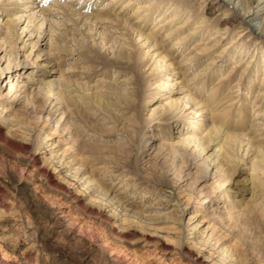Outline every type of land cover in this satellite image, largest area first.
<instances>
[{
	"label": "rangeland",
	"instance_id": "rangeland-1",
	"mask_svg": "<svg viewBox=\"0 0 264 264\" xmlns=\"http://www.w3.org/2000/svg\"><path fill=\"white\" fill-rule=\"evenodd\" d=\"M71 1L72 0H69V2ZM126 1L127 0H124L125 3ZM180 1H182L181 3H183V5L190 10L191 14L193 13V17H191L189 22L187 23L189 24L193 19L202 17V19L198 21H203L201 22V24L203 23L204 25L201 28H197V24L184 25L180 28V32L184 31L185 28H189L190 33L187 30L186 32H184L185 34L189 33L193 36V34L195 33L194 35L201 34V36L199 37L200 43H198L199 46L197 48L193 46L194 44H187L185 50H182L183 54L179 51L175 52L176 54L177 52H179L180 55L182 54L180 57L177 56L178 58H176V62L180 63L179 67L181 65L180 68H182V64H184L185 66L191 65L192 62L195 61V58L197 56L195 54L199 52L200 48H208L212 44H216L217 47H215V49H217V52H220V50L224 48L233 46L232 41L239 42V44L242 45L241 52L244 51L245 53L241 54L238 57V55L240 54V52L238 51L239 49L231 48L227 55L229 56L231 52L233 53H231L229 58L227 59L229 61H226L225 63L227 66L222 67L221 73L213 77L212 80H216L219 76L221 77L222 75L228 76L227 78L232 79H234L235 77V81L232 83V85L237 84V89L235 88L233 90L234 93H231V95L234 97L236 96V100H240V96H242L241 94L243 92L246 93V91H243L239 88L244 76L243 74H245V69L249 70L253 65V68L251 69L252 71L254 69V66L258 64L259 60H264V58L260 57L263 53H261V51L264 50V41L259 38L253 39L256 36L254 34L250 36H248V34L238 36L237 34L239 33L236 32L238 31V27H234L228 32L227 44L223 42V36H221L220 38L218 37L220 36V32L216 34L217 36L213 35L214 38L211 37V39H209L207 32L205 33V30H203L202 28L206 27L207 29H210L211 27L216 30L218 28L219 22H221L222 18L225 16V13L222 12V8L227 9L228 11L229 9L226 8V6H223L224 4L222 5V3H218V0H206V2H204V0ZM103 2H107V0H103ZM131 3L134 4L133 1H131ZM51 4L52 2L50 1V3L45 7L49 8ZM52 9L54 10L56 8L53 6ZM128 10L129 7H127L124 14ZM164 10L165 8H163V11ZM169 12L170 11L166 12V14L169 15ZM157 15L158 13H155L153 15V22L151 21V23H149V26L150 24L157 23L159 21L158 18L155 20L156 22L154 21V17ZM2 17L3 19H6L5 15H2ZM218 18H220V20ZM39 19L41 18L39 17L35 22H38ZM182 19L184 20L185 17H183ZM51 20L56 21V23H52L53 25L51 28V36L53 38H50L49 41L51 48L53 47L54 49L53 55H55V57H57V55L61 57L68 51V53L72 52V54L77 56L79 61H81V65L80 63H75L73 65V68H70V63H72L71 61H69L68 63H60V69H66L68 71H66V73L64 74V78H61L63 81V88L62 86L61 88H59L61 89V92H59V94L61 93L62 96H57V91L54 92V95L53 93H46V91L44 94V90L42 91L39 89L40 87H42L40 86V84L33 86V88L30 89L27 93L21 95L18 99L19 101H16L14 97L13 100L15 101H12V97L10 98V95H8L12 93H10L9 91V83L12 81L15 83L16 80L18 81L17 77L20 75L19 73H23V75L24 73H29L30 68H32L31 66H33L31 60L33 61L34 59H36L34 58V53L38 52L37 48L43 49L42 45H38L35 47V50H32V57L30 55L26 59L25 62L27 64H24V69L20 70L21 72H15L14 74L10 75V77L6 78L7 73L2 71L5 69L7 62L9 61V56H6V62H0V73H3L0 78V109L2 107H8V119L16 120L15 124H18L19 122L20 124H18V126H20V132H25L24 134L22 132L20 134H23V136L26 138L28 137L27 133L30 134L31 136H29V138L32 141L29 149H9V147L4 149L0 146V207L3 206L2 209H0V215H10V217L15 220L14 222L17 224V227L10 226V228L6 229L7 231L4 230L0 232V264H64V262H73V264H105L107 259L103 255H110L112 259L114 258L117 261V264H174L176 261H178L180 264H183L184 262L187 263L188 261V259L185 258L184 255V247L186 245L187 238L191 236L189 235V225L191 223H188V220H193V224L197 223V225L195 226H197L196 231L198 230L200 232L199 239L209 238L210 240H212L211 243H215L216 246H220V248L225 249L227 253H231V255H233L232 260H235L233 262L236 263V261H238L237 264H264V162L260 161V159L263 160L264 158V150L261 149V147L264 149V121H256L257 123H262L261 128L263 129L260 132L261 135L259 136V138H262V142H260V144L256 143L257 146H261L258 148V151L260 150V155L262 158L259 157L260 159H256L255 155L251 157H249L250 155L245 156L242 150H239L238 152V150H235L236 148H233L234 150L232 149V153L230 152L231 155L229 157V167L228 165L226 167L232 171L233 169L235 171L238 167L245 169L239 176H234L232 173L230 175V181L232 177V182L234 180L235 183L238 182L237 187L241 185L239 181H241V179L243 178L249 180V182H252H250L251 184L247 182V185L250 184L247 187L251 188V190L244 193L242 197L243 199L241 203V210L235 209L232 203L229 204L228 201H226L228 200L226 188L230 186L228 182H225L227 176L226 172L224 173L223 171L222 174L215 173V169H213L212 166H210L206 170V164L208 160L212 159L211 157L208 158V156L213 151L206 149L201 154H199V147L197 148V150L193 149L194 146L198 145L199 143H204L203 140H205L206 138L207 131H210L209 129L212 128L210 124L208 125L209 122L206 121L208 120L209 116L201 117L197 113H195L196 116L193 115V117L195 116L194 118L197 119V121H200L202 119L199 127H197L201 130L197 135L192 134L190 131L189 132L191 134H187L186 131H184L185 135L180 137L181 140L186 136L193 137V140H196V142L193 141L194 143L191 142V144L188 146L180 144V139H177V137H175L174 139L172 138V140H169L165 137L163 140L162 137L159 136L157 137V140H151L154 139L153 135H156L160 129L163 131L164 129H166V126L164 124H160L158 126L156 120L157 115L155 113H153L152 115V110L155 107H161V110L163 111L164 109L173 110L171 108L176 109L177 105L179 106V104L181 106L185 105L184 102L186 101V98L184 96V92L179 94L175 93V91L180 88V83L175 84V87L170 89V93H167L169 89V87H167V83H169V81L166 80H171L172 78H178L176 79L178 82L182 80V77L178 73H176V77L169 74V76H167L168 78H166V74H168L170 71H182L174 69L178 66V64L177 66L172 65V67H167V69L163 68L162 63H165L167 59H162L163 54H161L160 52H158V54L160 55L157 56V54H155L154 57L149 58V56L152 54L153 48H151L149 50V56L146 57L144 61H142V63H146V65L143 67L139 62L140 64H138L137 69H135L134 71V73H136L137 75L139 73L141 74L138 75L141 77V79L144 75V78L142 80L144 84L146 82V87L143 90L142 95L137 96L134 91H131L134 89H132L130 84H127L129 81H131L129 80V78L132 77V73L130 72L129 74H127V72H125L122 75L120 74L121 72L115 73L113 71L115 69L107 66L108 64L117 61L118 63L123 62L127 64L126 61L128 60L126 59L128 58L126 57V55L122 56V52H120L122 51V46H120L119 44H121L122 41L118 39H115L116 41L113 39L109 40V38H107L105 35L99 34V36L102 35V37H99L97 35V39L94 42L96 46L93 45L94 52L90 53L87 52L86 48L84 47V44L86 45V42L84 41V39L81 40L82 36L68 34L69 36L65 35L63 37L64 39L62 38V41L61 39L58 40L57 36L60 35V31H63L62 33H64V29H67V33L71 32L70 23L68 22L66 23L68 25L61 27L59 25L61 18H51ZM49 22L50 21L45 22V24L43 25V30L50 29L51 24ZM26 24L27 20L19 25V28H17V33L20 34L22 32V27H24ZM174 24L175 21L170 23L169 25L173 27ZM152 26H150L149 29L148 27L143 26V31H146L148 33ZM2 27H0V29L6 31L5 28L3 29ZM56 27L58 29H56ZM173 29H175V27H173ZM26 32L27 31L24 30V32L22 33L23 35L21 41H25L28 45L30 41H34L35 38L34 34L29 38ZM27 36L28 38H26ZM129 36L130 39L122 38L126 41L125 46L129 48L130 52L128 53L132 52L135 58L137 57L138 61H141L144 52L147 50V48L144 47L146 45L141 46V44L144 42L142 39L144 38L142 37L138 39L136 35L133 36L131 34H129ZM115 37L120 38L122 36L118 37V34H116L114 38ZM103 41L106 42L104 43V45H102ZM98 42L100 45L98 44ZM174 42L175 41H172V43ZM116 43H118V47H116ZM42 44H44V42ZM101 45L103 46V48ZM10 46H17L18 48H20L21 43L18 42L17 44L10 41L9 44L5 45V47L2 49L3 53L6 50H10ZM96 47L97 51H95ZM111 47H113L115 50H113ZM26 49L27 52L25 53V55L28 54L31 50L30 47H26ZM48 49L50 48H47L45 52H47ZM109 50L111 52H114V54ZM192 50H195L196 53H194ZM124 51L125 48H123V52ZM3 53L0 54V57L3 55ZM18 53L20 54V52ZM38 53L40 57L34 61L35 63H40L41 59H44L45 57L44 52L40 51ZM256 54L257 61H254ZM101 55H104V57H102ZM88 56H92V58ZM112 56L114 58H112ZM191 57H193L194 60L193 58L191 59ZM18 58V61H20V59H23L22 56H18ZM123 58L125 59V62L122 60ZM111 59L114 60L112 61ZM105 60H107V65L105 64ZM157 61H159V63ZM155 62H157L158 65ZM209 62L202 61V63L197 66L198 69L196 67L194 70L186 71L182 74L188 72L185 77L187 80L191 81V84L193 82V78H195V76H197L199 72H204V74H206L205 71L202 70L206 66H208L207 64H209ZM168 63L169 62H167V64ZM260 63L261 62H259V64ZM153 64L156 66H154ZM49 66L50 65H47V67L44 68L46 70H49ZM159 67H162V70ZM150 68L153 69L151 70ZM93 70L99 71L98 74L106 73L107 75L98 76L97 74H95L92 79H89L88 77L91 75ZM149 71L155 75L151 73L149 75ZM155 71H157V73H155ZM261 76L262 75H260V77ZM36 78L40 79L38 76ZM58 78L59 74H57V78H54V80H58ZM104 83L106 85V88ZM112 83L114 84L113 88L117 86V89H112ZM151 83L153 84L151 85ZM155 84L161 85L155 86ZM255 84L256 88L259 87V85L260 87H264V84H259L258 80L255 81ZM107 87H110L112 90L110 89V91ZM260 87L258 89H260ZM159 88L160 90H158ZM83 90H85V92H82ZM119 90H121L122 92ZM156 91L158 93L154 95ZM109 93H111V95ZM50 94L53 95V97ZM63 94H65V96H63ZM95 94L97 95V98ZM66 95L68 96V98ZM46 96L49 99L47 100L48 103H50V106H46L44 108L45 110L42 109L41 111L40 105L37 106V103H39L37 101L39 98L41 100V103H43V101L46 100ZM79 96L87 97V99H89L91 103H96V99L99 100L100 98L101 105H96L94 103L93 107L89 106V108H83L80 105L81 103H83V101L82 99H79ZM105 96H109V98H106ZM248 96L249 98L247 97V101L250 103L249 105H253V94H249ZM71 97H73L74 99ZM70 98L71 100L69 101ZM9 99H11V102L8 101ZM235 99L232 101L233 103L237 102ZM173 100H178L177 105L176 103L171 102ZM71 101L74 103L76 102L75 105ZM143 101H145L147 104ZM170 102L172 103V105H168V103ZM33 103H35V105ZM108 103L109 105H104ZM141 103H145V105H142ZM166 103L167 105H165ZM98 105L100 107H98ZM139 105L141 107H139ZM105 106L107 108H105ZM188 106H190V104L187 105V107ZM51 108L52 110L57 109L58 111L56 112L55 117H49L48 115V112ZM185 111L186 114H183V116L181 117L187 115V118H184L187 122L194 121L195 119L193 117H190V110L186 109ZM254 117H256V115ZM2 120L0 121V126H8L10 124V121H6V123L4 121V123H1ZM159 123H162V121H159ZM246 124L249 125L248 122ZM195 126L198 125H193V127ZM31 130H34L35 132H32ZM27 131L31 132L29 133ZM247 132L248 131H246L245 133ZM177 134L181 135L182 133ZM46 135L50 138L53 144H56L55 146H58V156L64 151L65 153H63V155H71V159L74 160L75 166H84L87 171L86 175L89 177V179L95 180V182L103 185L101 186L103 187L101 188V190L103 189V191H106L114 188V186L117 185V189L122 187L121 190L117 191H123L126 188L128 190L126 192L128 193L129 189L131 188V195L129 194L127 200L136 204L133 205V209L135 212H140V209H142V207L144 209L150 206H153L155 208L151 209V211L148 213L149 215L147 214V212L146 214L141 215V217L148 215L146 218H144L147 219L146 221L150 220L151 222V225L149 226H144V224L142 226H147L146 229L149 230V233L153 231L159 232L160 235L166 238L168 237L169 242H171L170 240H173L172 244L170 243L172 249L170 250L168 255L164 257L165 261L161 260V262H159L157 259L155 260V257H152L149 252L146 251L147 248H145L143 244L139 246L137 245L136 242L140 241L134 242V239L130 237L124 238V240L126 241H123V237H125L124 234H120L122 238L119 235L112 234V232L108 230L107 223L101 222L96 217L94 219V216L88 217L86 211L83 209L82 204L72 203V201L63 197L62 190L58 189L55 184L51 183L48 179L42 176L40 177L36 173L35 165L30 163L29 158L31 157V153L34 148L37 147V144ZM246 139L247 138L243 139L242 137V139L240 140H245L246 142ZM147 142H153L152 149L148 147ZM245 142H243V144H245ZM261 153L263 154V156ZM90 159H93L92 162ZM102 180L105 183H103ZM235 189L236 188L234 187L233 191H235ZM144 193H146V197L143 196ZM148 195L150 196L149 198ZM111 196L112 195H110V197ZM235 199H240V197ZM2 200H4V202H2ZM148 201L151 203L150 206H146V204H148ZM1 210L4 213H2ZM244 210L249 211L245 212ZM195 215L197 216L194 217ZM69 218H71L72 221L74 220L73 225L70 228H68V225H66L71 222ZM135 220L136 219H134V221ZM155 221L157 222L155 223ZM152 222H154V224H152ZM70 234H73L72 236L74 237H72ZM28 235H31V238H33V240L31 239L30 241L27 237ZM32 235H34V237H32ZM2 237H4V239ZM119 241H122V243H120ZM103 250L105 254L101 255ZM6 253L8 254V258L5 256ZM172 260L176 261L172 263Z\"/></svg>",
	"mask_w": 264,
	"mask_h": 264
},
{
	"label": "bare ground",
	"instance_id": "bare-ground-1",
	"mask_svg": "<svg viewBox=\"0 0 264 264\" xmlns=\"http://www.w3.org/2000/svg\"><path fill=\"white\" fill-rule=\"evenodd\" d=\"M50 1L52 2V4L50 5L49 8L48 7L46 8L45 6L47 4H49ZM131 1H133L134 4H132ZM209 1H217V0H209ZM181 2L182 1H180V0H172V1H169V0H156V1L155 0H127L126 3L124 2V0H107V2H103V0H72L71 2H69V0H2V1L0 0V27L3 26L2 28L3 29L5 28V30H6V31H3L0 29V42L2 41L0 43V54L3 53L2 49L5 47V45L9 44L10 41H12V43L15 42L17 44H18V42L21 43L20 48H18L17 46H10L9 47L10 50L4 51L3 55L0 57V62L1 61L6 62V56H9V61L7 62L5 69L4 70L1 69L3 72L7 73L6 78L10 77V75L14 74L17 71L24 69L23 67H25L24 64L26 63L25 62L26 59L32 54V50L36 49L35 48L36 46L42 45L43 49L37 48V50H38V52L42 51L45 53L44 59L40 58L41 59L40 63L34 62L36 59H38L40 57L38 52L34 53V58H36V59H34L33 61L31 60V63L33 64V66H31L32 68H30L29 73H27V74L24 73V75H26V76H24L23 73H19L20 75L17 77L18 81L16 80L15 83L13 81L9 83V91H10V93L11 92L12 93L8 94V95H10V98L12 97V101H15V100L19 101L18 99L21 95H23L24 93H27L30 89L33 88V86L38 85V84H40V86H42L39 89L42 91L44 90V94L46 91V93H53V95H54V92L57 91L56 92L57 96L61 95V93L59 94V92H61V89H59V88H61V86L63 88V81L61 78L64 76V74L66 73L67 70L66 69H60V67H61L60 63L61 62L68 63L69 61H71L72 63H70V68H73V65L75 63H80V65H81V61H79L78 57L73 55L72 52L68 53V51H67L66 54L62 55L61 57L58 55H57V57H55V55H53L54 49H53V47L51 48L49 41H50V38L51 39L53 38L51 36V34H52L51 28H52V25L54 23H56V21H54V20L52 21L51 18H55V19L61 18V21L59 22L60 23L59 25L61 27L68 25V24H66L68 22L70 23L71 32L67 33V29L66 30L64 29V33H62L63 31H60V35L57 36L58 40L61 39V41H62V38L65 35L67 36L68 34L69 35L73 34V35L82 36L81 40L84 39V41L86 42V45L84 44V47L86 48L87 52H90V53L94 52L93 45L96 46L94 42L97 39L96 38L97 35L99 36V34L105 35L107 38H109V40L110 39H113V40L118 39V40L122 41V43L119 44L120 46H122V51H120V49H119V51L122 52V56L126 55V57L128 58V59H126V60H128V61H126L127 64H125L123 62L118 63V61L116 59L115 60L117 62H112L111 64H108V65H107V60H105V64L107 66L111 67L112 69H115V70H113L115 73L121 72L120 74L123 75L125 72H127V74H129L131 72L132 77L129 78V80H131L129 82H131V83L128 82L127 84H130L132 89H134L131 91H134V93H136L137 96L142 95L143 90L146 87L145 86L146 82L144 84L143 80H142L144 78V75L141 79V77L138 76L140 73L137 75L136 73H134V71H135V69H137L138 64L141 63L143 67L146 65V63L143 64L142 61H144V59L149 56V50L151 48H153L152 54L150 53L151 55L149 56V58L154 57L155 54H157V56L160 55V54H158V52H160L161 54H163L162 59H164V60L167 59V61H165V63H162L163 68L167 69V67L168 68L172 67V65L177 66V64H178V66L174 69L182 70V71H178V72H174L175 71L174 70V71H170L168 74H166V78H168L167 76H169V74L175 76L176 73H178L182 77L181 78L182 80L180 82H178L176 80L178 78H176V79L172 78L171 80H166V81H169V83H167V87H169L167 93H170V91H171L170 89L175 87V84L180 83L181 84L180 88H178L175 91V93L179 94V93L184 92V96L186 98V101L184 102L185 105H182V106L180 104H179V106L177 105L178 100L171 101L172 103H176V105H177L176 109L171 108L173 110L164 109V111H163V110H161V107H157V108L155 107L152 110L153 112L151 114L153 115V113H155L157 115L156 120H157L158 126L160 124H164L166 126V129H164V131L160 129L159 132L157 133L158 136H157V134L156 135L154 134L153 135L154 139H151V140L152 141L155 139L157 140L158 139L157 137H159V136H161L163 140L165 137L168 138L169 140H172V138L174 139L175 137H177V139L178 138L180 139L181 136L185 135L184 131H186L187 134L192 133L194 135H197L198 133H200V130H201L200 128H197V127H199L202 119L200 118L201 120L197 121V119L194 118L196 116L195 113H197L201 117H208L209 116L208 120H206V121L209 122L208 125L210 124L212 126V128L209 129L210 131H207L206 138H205V140H203L204 143L203 142L199 143L198 145L194 146L193 149L197 150V148L199 147L198 148L199 154H201L206 149L213 151L208 156V158L211 157L212 159L208 160V162L206 164V170L210 166H212V168L215 169V173L222 174L223 171H224V173L226 172L227 176H226L225 182L226 183L228 182L230 184V186H228L226 188V193L228 195L227 196L228 200H226V201H228L229 204L232 203V205L235 209L241 210V207H242L241 203H242V199H243L242 197H243L245 192H247V191L249 192L251 190V188H249L247 186L250 185L252 182L250 181L251 182L250 183L249 180L243 178V179H241V181H239L241 183V185L237 187L238 182L235 183V180L232 182V177H231V181H230V175L233 173L234 176L235 175L239 176L240 174H242L241 172L244 171L245 169L238 167L235 171L233 169V171H234L233 172L232 170H230L226 166L228 165V167H229V162H230L229 157L232 153L231 151L233 148H236L235 150H238V152H239V150H242L244 152L245 156L250 155L249 157H251V156L255 155L256 159L261 157L260 150L258 151V148L261 146H257L256 143L260 144V142H262V140H261L262 138H259V136L261 135L260 132L263 129L261 128L262 123L260 124V122L257 123L256 121L257 120H263L264 121V87H262V86L260 87V85H259L260 89H258L259 87L256 88L255 81L258 80L259 84H261V85L264 84V60H261V61L259 60V62H261V63L259 64V62H258V64H256L254 66V69H253L254 71L253 70L251 71V69L253 68V65L251 66L252 68H250L249 70L245 69V72H244L245 74H243L244 76H243L242 82L240 84L241 86L239 88L242 89L243 91H246V93L243 92L241 94L242 96H240V100H236L235 99L236 96L234 97L231 95V93L232 94L234 93L233 90L235 88L237 89V86H236L237 84L232 85V83L235 81V77H234V79H232V78H227L228 76L222 75L221 77L219 76L216 80H212L213 77H215L217 74L221 73L222 67L227 66L225 63H226V61H229L227 59L229 58L230 54L233 53V52H231L229 54V56L227 55V53L230 51L231 48H238L239 49L238 51L240 52V54L238 55V57L241 54L245 53L244 51L241 52L242 45L239 44V42L232 41L233 46H231L229 48H224V49L220 50V52H217V49H215V47H217L216 44H212L211 46L209 45L210 47H208V48H202V49L200 48L199 52H197V53L195 52L196 49L194 51L192 50L194 53H196L195 55H197L196 58L194 56L195 61L192 62V64L189 66H185L184 64H182V68H180L181 67V65L179 67L180 63L176 62V58H178L177 56L180 57L183 54L182 50L183 49L185 50V47L187 46V44H191V45L194 44L193 46L197 48L199 46L198 43H200L199 37L201 36V34L200 35H194L195 33L192 36L191 34H189L190 33L189 28L188 29L185 28L184 31L180 32V28L184 25H191V24H194V25L197 24L198 25L197 28H201L204 25L203 23L201 24V22H203V21H201V22L198 21V20L202 19V17L195 18L192 20V22H190L188 24L187 22H189L191 17H193V13L191 14L190 10L188 8H186L183 5V3H181ZM204 2H206V0H204ZM218 3H222V5L224 4L223 6H226V8H228L229 11L227 9L222 8L223 6L221 7L222 12L225 13V16L222 18L221 22H219L218 28L216 30H214L211 27H210V29H207L206 27L202 28L203 30H205V33L207 32L209 39H211V37H213V35H216L217 33L220 32V36H218V37L220 38L221 36H223L222 37L223 42L225 44H227L228 43V41H227L228 32L230 31V29H232L234 27H238V31H236L237 33H239V34H237L238 36L246 35V34H248V36H250V35L254 34L256 36L253 39L259 38V39L264 41V0H218ZM53 6L56 9L53 10L52 9ZM127 7H129V10L124 14ZM163 8H165L164 11H163ZM168 11H170L169 15L166 14V12H168ZM38 13H39V15H38ZM155 13H158V15L154 17V21L157 18L159 19V21L157 23L150 24V26H152V25L153 26L151 27V29L148 33L146 31H143L144 30L142 28L143 26L148 27V29H149V27H150L149 23H151V21L153 22V15ZM2 15L3 16L5 15L6 19H3ZM39 17L41 19H39L38 22H35ZM183 17H185L184 20L182 19ZM151 18H152V20H151ZM218 19L220 20V18H218ZM4 20H5V22H4ZM25 20H27V24L24 27H22V32L20 34L17 33V30H18L17 28H19V25L24 23ZM47 21H50L49 22L51 24L50 29L49 30H43V27H44L43 25ZM174 21H175V24L173 27H175V29H173V27H171L169 25L170 23H172ZM204 21H205V19H204ZM3 22H4V24H3ZM198 23H200V24H198ZM56 25H58V24H56ZM197 28H196V30H197ZM221 28H222V30H221ZM56 29H58V28L56 27ZM190 29H191V27H190ZM24 30L27 31L26 33L29 36V38L34 34L35 40L34 41L31 40L28 45L26 44L25 41H21L22 35H23L22 33L24 32ZM187 30L189 31V33L185 34L184 32H186ZM116 34H118V37L119 36H122V37H120V38L115 37L114 38V36H116ZM129 34H131L133 36L136 35V37L138 39H140L142 37L144 38V39H142L144 42L141 44V46L146 45L144 47L147 48V50L144 52L141 61H138V58L137 57L135 58V56L133 55L132 52L128 53V52H130L129 48H127L125 46L126 41L123 40L122 38L128 39L130 37ZM102 35L99 37H102ZM28 36L26 38H28ZM88 36H90V37H88ZM218 37H216V38H218ZM134 38H133V40H134ZM75 41H76V39H75ZM172 41H175V42L172 43ZM43 42H44V44H42ZM104 43H106V42L103 41L102 45H104ZM98 44H99V42H98ZM98 44H97V46H98ZM117 45H118V43H116V47H118ZM73 46H74V44H73ZM101 46H99V47H101ZM176 46H177V48H176ZM26 47H30L31 50L29 51L28 54L25 55V53L27 52ZM47 48H50V49H48V51L45 52V50ZM102 48H103V46H102ZM105 48H106V44H105ZM111 48L113 50H115L113 47H111ZM119 48H121V47H119ZM123 48H125L124 52H123ZM78 50H79V48H78ZM95 51H97V47H96ZM104 51H106V50H104ZM176 51L182 52V54L180 55L179 52H177V54H176L175 53ZM18 52H20V54ZM81 53H83V52H81ZM111 53L114 54V52H111ZM189 53H192V52H189ZM261 53H262V55L260 57L264 58V50H262ZM41 54H43V53H41ZM215 54H216V56H215ZM127 55H129V56H127ZM18 56H22L23 59L22 60L20 59V61H18V59H19ZM118 56H119V54H118ZM31 57H32V55H31ZM88 57H90V56H88ZM102 57H104V55ZM90 58H92V56ZM97 58H98V56H97ZM112 58H114V57L112 56ZM192 58L193 57H191V59ZM194 58H193V60H194ZM199 58H201V59H199ZM122 60L124 61L125 59L123 58ZM146 60H149V59H146ZM255 60L257 61V54H256V57L254 58V61ZM202 61L203 62H209L210 61L209 64H207L208 66H206L202 70V71H205L206 74H204V72L203 73L199 72L197 74V76H195V78H193V82L190 84L191 81L187 80L185 77V75L188 72L185 74H182V73L186 72V71L194 70L197 66H199V64L202 63ZM254 61H253V63H254ZM150 62H151V60H150ZM157 62L159 63V61H157ZM157 62H155V63L158 65ZM167 62H169V63L167 64ZM152 63H154V62H152ZM234 63H236V62H234ZM43 64H46V65H43ZM47 65H50L49 70L45 69L47 67ZM102 66H104V65H102ZM154 66H156V65H154ZM129 68H132V69H129ZM159 68L162 70V67H159ZM197 69H198V67H197ZM97 70H93L91 75L88 78L92 79L95 74H97L98 76H101V75L106 76L107 75L106 73L98 74L99 71H97ZM168 71H169V69H168ZM150 73L151 72L149 71V75H150ZM155 73H157V71H155ZM57 74H59V78H58V80L57 79L54 80V78H57ZM151 74H153V73H151ZM1 75H3V73H0V78H1ZM153 75H155V74H153ZM260 75H262V76L260 77ZM37 76L41 80L36 78ZM157 76H158V74H157ZM261 78H262V80H261ZM147 82H149V81H147ZM71 84H72V81H71ZM152 84L153 83H151V85ZM102 85H103V83H102ZM104 85H105V83H104ZM111 85H112V89H117V86L115 88H113L114 87L113 83ZM156 85L159 86L161 84H155V86ZM231 85H232V87H231ZM107 86H109V85H107ZM93 87H94V85H93ZM105 88H106V85H105ZM108 89L110 90L111 88L109 87ZM155 90H157V89H155ZM158 90H160V88ZM79 91H80V89H79ZM119 91H121V90H119ZM82 92H85V90H83ZM157 93L158 92L156 91L154 93V95H156ZM65 94H66V91H65ZM65 94H63V96H65ZM96 94H95V96L97 98ZM109 94L111 95V93H109ZM249 94L250 95L253 94V97H254L253 98L254 99L253 105H249L250 103L247 101V97L249 98V96H248ZM50 95H49V97H50ZM53 95H51V96L53 97ZM83 96H79V99L80 100L82 99V101H83V103H81L80 105L83 108H89V106L93 107L95 102L93 101L94 103H91V101L89 99H87V97H83ZM6 97H7V95H6ZM13 97L15 100H13ZM88 97H89V95H88ZM105 97L109 98V96H105ZM67 98H68V96H67ZM67 98H66V100H67ZM71 98H73V97H71ZM71 98L69 99V101L71 100ZM228 98H230V99H228ZM47 99H48V97L46 96V100L43 101V103H41V100L38 98L37 102H39V103H37L38 105L37 104L36 105L37 106L40 105L41 111L46 106H50V103H48L49 99L48 100ZM63 99H65V98H63ZM156 99H159V98H156ZM234 99L237 101L236 103L232 102ZM33 100H34V98H33ZM57 100H54V101H57ZM8 101L11 102V99H9ZM64 102H66V101H64ZM143 102H145V101H143ZM171 102L168 103V105L169 104L172 105ZM72 103H74V102H72ZM75 103H74V105H75ZM100 103H101L100 98H99V100L96 99L95 104L101 105ZM145 103H141V104L145 105ZM33 104L35 105V103H33ZM189 104H190V106L187 107V105H189ZM99 105H98V107H100ZM104 105H109V103L104 104ZM165 105H167V103ZM139 107H141V106L139 105ZM230 107H232V108H230ZM101 108H103V107H101ZM105 108H107V107L105 106ZM164 108H165V106H164ZM186 109L190 110V112H189L191 114L190 117H193V115H195L193 117L195 119L194 121H188L187 122L186 119H184V118H187V115H184V117H181V116H183V114H186L185 113ZM156 111H157V113H156ZM56 112H58L57 109L52 110V108H51L48 112L49 117L50 116L55 117ZM8 113H9L8 107L7 108L2 107L0 109V121L3 119L1 123H4V121H5V123H6V121H10V124L8 126H3V125L0 126V146L4 149H6L8 147H9V149L10 148L11 149L12 148H14V149L15 148H17V149L18 148L29 149V147L31 146V143H32V141L29 138V136H31V135L27 133L28 137L26 138L23 136V134L25 132L23 133V131H21L23 134H20L21 133L20 132V126H18V124H20V123L18 122V124H15L16 120H13V119L9 120L8 119V117H9ZM248 115H249V117H248ZM255 115H256V117H254ZM151 118H152V116H151ZM159 121H162V123H159ZM247 122L249 123V125L246 124ZM193 125H198V126L193 127ZM22 127H23V125H22ZM174 129L176 130V132ZM21 130H22V128H21ZM246 131H248V132L245 133ZM27 132H29V131H27ZM177 133H182V134L179 135ZM175 134L178 136H176ZM262 134H263V132H262ZM240 135H241V138H240ZM242 137H243V139L247 138L246 142H245V140L244 141L240 140V139H242ZM193 139H194L193 137H187L186 136L184 139H182V140L180 139V142L179 141L178 142L184 146H188L191 144V142L192 143L196 142V140H193ZM200 142H201V140H200ZM243 142H245V144H243ZM55 145L56 144L55 143L53 144V142L50 140V138L46 135L37 144V147L34 148V150L31 153V157L29 158V160H30V163L35 165L36 173L40 177L42 176V177L48 179L51 183H54L58 189L62 190L63 197H65L66 199H69L70 201H72V203L82 204L83 209L86 211L88 217L94 216L93 217L94 219L96 217L101 222L107 223L108 225L107 224L106 225L108 226V230H110L112 232V234L119 235V236H120V234L121 235L124 234L125 237H123V241H126V240H124V238H129V237L134 239V242L140 241V242H136L137 245L139 246V245L143 244L144 247L147 248L146 251H148L152 257H155V260L157 259L159 262H161V260H164V257H166V255H168V253L172 249L171 244H172L173 240H170L171 242H169L168 237L166 238V237L160 235L159 232H155V231L149 233V230L146 229L147 226L144 227L145 225H148V226L151 225L150 220L146 221L147 219H145L149 215L148 213L151 211V209L152 208L155 209L153 206L152 207L150 206L151 203L148 201V204H146V206L149 205L150 207H147L145 209L142 207V209H140L141 210L140 212H135L133 209V207H134L133 205H136V204L127 200V197L129 196V194L131 195V192H130L131 188L129 189L128 193L126 192V191H128L126 188L123 191H117V190L122 189V187L117 189L116 188L117 185H115L114 188H111V189L107 188L109 190H106V191H103V189L101 190V188H103L101 186H103V185L99 184L98 182H95V180H90L89 177L86 175L87 171H86L84 166H82V165H80V166L76 165L75 166L74 160L71 159V155H69V156L63 155V153H65V151H64L58 156V153H59V150L57 149L58 146H55ZM152 146H153V142L148 143V147H150L152 149ZM261 149L264 150L262 147H261ZM262 150H261V152H262ZM262 156H263V154H262ZM90 160L92 162L93 159H90ZM260 161L264 162V158H263V160L260 159ZM32 174H33V172H32ZM102 182H103V180H102ZM247 182H249L250 184L247 185ZM103 183H105V182H103ZM104 185H106V184H104ZM234 187L236 188L235 191H233ZM1 192H2V190H1ZM122 194H125V195H122ZM110 195H112V196L110 197ZM145 195H146V193L143 194L144 197H146ZM149 197L150 196L148 195V198ZM238 197H240V199H235ZM48 199H49V197H48ZM163 199H164V197H163ZM234 199H235V201H234ZM0 201H1V198H0ZM2 202H4V200H2ZM2 207H0V209H2ZM248 211L249 210H247L245 212H248ZM146 212L148 215L144 216L145 218L141 217V215L146 214ZM2 213H4V212L2 211ZM55 214H56V212H55ZM14 216H15V214H14ZM196 216L197 215H195L194 217H196ZM134 219H136V220L134 221ZM69 220L71 222L69 224H66V225H68L67 226L68 228L72 227L73 221H74V220L72 221L71 218H69ZM14 221L15 220H13L10 217V215L9 216L3 215V214L0 215V232L10 228V226L11 227H17V224ZM156 222L157 221H155V223ZM188 223H191L189 225L190 226L189 235H191V236L187 238L186 245L184 247V250H185L184 255H185V258L188 259V261H187V263L184 262L183 264H237L238 261H236V263L233 262L235 260L234 259L232 260L233 255H231V253H227V251L225 249L220 248V246L219 247L216 246L215 243H211L212 240H210L209 238H207V239L200 238L199 239V233L200 232L198 230L196 231L197 226H195V225H197V223L193 224L194 223L193 220H188ZM143 224H144V226H142ZM152 224H154V222H152ZM32 234H34V233H32ZM29 236H30V238H29ZM27 237L30 241H31V239L33 240V238H31V235H28ZM32 237H34V235H32ZM72 237H74V236H72ZM120 237L122 238V236H120ZM2 238L4 239V237H2ZM119 240H120V238H119ZM119 242L122 243V241H119ZM136 243H134V244H136ZM134 248H137V247H134ZM127 251H129V250H127ZM103 254H105L104 250H103L101 255H103ZM7 255L8 254L6 253L5 256L7 257ZM103 256H105L107 259L105 264H117L116 263L117 261L114 258L112 259V257L110 255H103ZM77 261H79V260H77ZM174 261H176V260H172V263H174ZM88 262H89V260H88ZM136 263H138V262H136ZM60 264H63V263H60ZM64 264H73V262L72 263L71 262H68V263L64 262ZM174 264H180V263L178 261H176Z\"/></svg>",
	"mask_w": 264,
	"mask_h": 264
}]
</instances>
